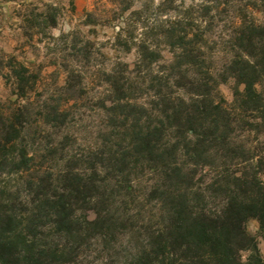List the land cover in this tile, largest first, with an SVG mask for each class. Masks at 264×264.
<instances>
[{"label":"trees","instance_id":"trees-1","mask_svg":"<svg viewBox=\"0 0 264 264\" xmlns=\"http://www.w3.org/2000/svg\"><path fill=\"white\" fill-rule=\"evenodd\" d=\"M211 10L203 7L197 19H207ZM196 20L187 26L184 19L163 26L162 37L172 50L162 69H151L143 76L133 70L107 73L112 92L98 106L110 113L104 146L80 156L73 154L64 163L71 147L69 138L65 136L53 147L52 135L45 129L55 122L61 126L67 122L71 110L60 111L63 105L71 103V109H80L78 102L85 88L82 72L65 67V87L59 95H49L42 102L40 97H33L35 93L42 96L38 92L41 75L15 57L5 63L0 57V73L12 80L17 96L16 101H7L10 116L6 119L0 115V176L23 168L15 182L0 181V264H75L76 249L81 243L86 244L90 236L103 239L110 234L118 223L113 207L119 194L109 191L106 181L108 176L115 179L114 171H123L117 167L120 155L131 159L133 166H139L142 160L149 164L170 161L173 167L165 174L167 179L176 177L203 189L195 203L186 201L179 213L174 209L167 213L172 238L169 251L173 254L170 264H198L207 250L215 252L217 247L228 251L234 261L238 259L235 249L244 244L239 219L247 207L245 201L257 194L259 175L253 174V183L245 193L241 187L244 182H233L227 173L230 163L247 155L243 142L236 144L232 138L239 139L250 130L258 138L264 132V90L254 88L264 74V48L257 62L260 72L253 68L237 75L232 89L234 100L229 103L219 85L228 82L234 70L227 64L216 68L217 62L211 56L216 47L204 51L211 40L209 26L201 29ZM150 50L148 46H138L137 64L152 62ZM255 52L253 47L250 54ZM235 55L232 64L242 63L248 69L240 53ZM241 82L247 83L244 95L238 90ZM263 85L260 83V87ZM20 99H28L29 103L17 106ZM257 120L261 122L255 123ZM25 125L29 126L26 134L39 158L24 159L26 148L21 147V163L14 164L3 157L17 151L13 140L20 139L21 145L29 142L21 137ZM40 140L44 142L38 143ZM260 163L264 170V159ZM97 165L109 169L105 177L98 176ZM209 166L212 171L201 174ZM151 195L155 196V192ZM89 211L94 214L92 218ZM104 254L115 257L111 264H119V253L110 249ZM144 261L151 264L147 254ZM124 264H128L127 260Z\"/></svg>","mask_w":264,"mask_h":264},{"label":"clouds","instance_id":"clouds-1","mask_svg":"<svg viewBox=\"0 0 264 264\" xmlns=\"http://www.w3.org/2000/svg\"><path fill=\"white\" fill-rule=\"evenodd\" d=\"M72 3L73 0H0V55H18L13 51L14 47H21L27 42L29 47L25 49L26 59L36 65L42 63L47 65L49 60H59L60 54L54 51L55 49L63 44L71 45L74 35L80 33L85 38L95 41L97 48L100 47V43H107V47L101 51L108 56V60L104 64H96L93 71L101 69L111 74L115 65L120 62L127 63L131 70L133 62H138L140 59L138 48L133 46L130 54H124L122 49L114 48L118 34L129 44L134 43L138 46L145 40V34L154 25L156 18L161 22L183 20L182 12L190 8L199 12L206 6L212 9L209 15L216 18L214 35L209 41L216 43L215 52L211 54L212 59L217 62V69L221 64H227L234 70L228 75L227 86L220 85V90L226 94L228 102L232 103L234 100L233 93L228 89L236 84L237 75L253 68L260 72V65L257 62L261 58L260 49L264 48V0H173L174 8L180 11L170 10L165 14H160L158 9L166 3V0H75L77 5L75 14L70 10ZM221 9H226V12H221ZM55 10H58V13ZM88 14H91L94 23L85 25L82 22L87 19ZM53 15L56 20L54 27L50 19ZM196 23L203 29L209 21L197 19ZM93 28L99 34L98 37L87 36L89 30ZM25 31L32 32V40L29 41L28 37L23 35ZM129 33H134V39H129ZM152 47L154 48V45ZM253 47L256 52L250 54ZM204 51L207 52V48ZM236 52L240 53L242 61L247 62L248 69H245L242 63L232 64L236 59ZM73 67L77 71L80 70V66L75 63ZM50 71L53 69L46 67L45 75ZM212 74L215 76L216 72L213 71ZM67 75L68 73H63L55 85H51V81L46 82L51 87L45 92L42 102L46 101L49 95L60 94L55 89L65 87ZM260 83H264V74L261 75V81L254 84L258 92L261 91ZM246 88L247 83L241 82L239 93L244 95ZM111 92L112 89L108 84L101 83L91 95L94 100H99ZM5 95L0 81V105H2L0 115L7 119L10 110ZM8 100L16 101L17 96L8 97ZM27 103H29L28 99H20L17 106ZM107 107H112L110 101L107 102ZM65 109L71 110L67 122L63 126L55 122L54 126L50 124L45 129L52 135L53 147L58 146L65 136L69 138L71 147L62 163L70 159L73 154L80 156L101 149L104 146L103 136L107 135L109 127L107 119L110 115L104 109L96 108L80 119L81 114L88 109H71V103L63 105L60 111ZM51 115L58 116V113ZM72 116L77 119L73 120ZM260 122L255 121V123ZM28 127L25 125V130L21 132V137L26 141H29V134H26ZM32 127L36 126L32 125ZM256 136L257 133L250 130L239 139L235 136L232 138L236 144L243 142L247 155L230 163L227 175L233 182L237 179L244 182L241 187L244 188L245 193L253 183V174L259 175V183L256 184L257 194L245 201L247 207L242 210L239 219L244 244L235 249L238 259L234 261L228 251L223 247H217L215 252L211 249L207 250L198 264H221V261L223 264H264V201L261 200V197H264V170L260 163L264 159V132H261L258 138H255ZM43 142V140L38 141V143ZM11 143L16 145L17 151L10 155L6 154L3 158L7 161L20 164L21 147L26 148L24 159L39 158V153L30 141L26 145H21L20 139H15ZM118 159L117 167L123 168V171H114L115 179L108 176L106 181L109 191L119 194V199L113 207L114 218L118 223L105 238L97 239L96 236H90L86 244L81 243L76 249L75 264H111L115 257L104 254L110 249L119 253V264H124L125 260L128 264H145L144 254H147L151 264H170L173 254L169 251L172 238L167 213L172 209L179 213L185 207L186 201L195 203L203 189L201 186L191 187L186 182H180L176 177L167 179L165 174L170 173L173 167L170 161L149 164L142 160L139 166H133L131 159H125L122 155L118 156ZM164 164H168V167H164ZM141 169L143 175L140 174ZM107 171L109 169L97 165L99 177H105ZM211 171L212 168L209 166L203 168L201 174ZM217 171H219L218 167ZM21 174L23 168L10 175L0 176V181L15 182L20 179ZM20 182L23 183L22 180ZM0 187H3L2 183ZM204 187L206 188L207 185ZM153 191L155 196L151 195ZM95 201L96 197L93 198V203ZM125 204L128 205L127 208L124 207ZM211 206L209 202L208 207ZM121 216L123 218L118 219ZM120 224H123V227H120Z\"/></svg>","mask_w":264,"mask_h":264},{"label":"rangeland","instance_id":"rangeland-1","mask_svg":"<svg viewBox=\"0 0 264 264\" xmlns=\"http://www.w3.org/2000/svg\"><path fill=\"white\" fill-rule=\"evenodd\" d=\"M70 10L73 14L76 13L77 11V5L75 3V0H73V3L70 6ZM177 11L179 12V9L174 8L173 6V0H166V3L163 4L160 9H158L160 14H165L167 11ZM58 13V10H55ZM84 11H87L84 9ZM221 12H226V9H221ZM184 17V22L187 25L193 24V21L197 19L198 12H196L194 9H188L184 12L181 13ZM51 21L55 19V15L50 16ZM209 23H208V31L209 35L212 38V35H214V28L216 26V18L208 16L207 17ZM170 21H159L158 18H156V22L154 25L149 28L148 32L145 34V40L142 41L138 46L139 48L144 46L150 47L151 53V58L152 62L151 63H145L144 61L137 64L138 62H133V66L131 70L137 72L140 76L145 75V73L149 72V70H156V69H162V67L169 61V57H171V46L166 44L165 38L162 37L163 33V26ZM83 24H88V23H94L93 18L91 14H88L87 19L82 22ZM55 25H56V20H55ZM212 33V34H211ZM23 35L28 37V40L33 39V34L31 31H25L23 32ZM98 33L96 32L95 28L89 30L87 33V36H93V37H98ZM129 39H134V33H129ZM38 43L40 41H37ZM150 42V43H149ZM79 45H82L80 47ZM154 45V48L152 47ZM208 50L207 51H212L216 45L212 43H208ZM135 46L138 48L137 45L129 44L128 41L120 38L119 34L117 35L116 43L113 45L114 48H120L123 50L124 54H130L131 53V48ZM29 47L28 43L25 42V44L21 47H14L13 51L15 53H18V55H0V57H3L4 63L8 61L9 57H15L16 60L24 63L26 66H28L33 72L39 73L41 75V82L39 83L38 86V92L42 93V96L39 94H33V97L38 99L39 97L42 99L44 96L45 92L48 91L49 87L51 85H55L58 83L60 76L65 72V69H76L73 67V63L76 65L80 66V70L84 76V82H85V88H84V95L83 98L78 102V106H80V109H88V111L83 112L81 116L79 117L80 119H83L84 116L89 115L90 112L95 111L96 108H98L101 99L99 100H94L92 95L95 93L96 89L100 87L101 83H106L108 84V76L107 73L102 71L101 69H93L95 68L96 64H104L108 60V56L101 51V49H104L107 47V43L102 42L100 43V47H96V43L93 40H89L85 38L82 34L77 33L73 37V42L71 45L68 44H63L62 46H59L57 49L54 51H57L59 55V60L52 59L49 60L47 65L45 64H40L36 65L34 62L28 61L26 59V51L25 49ZM31 47H35L34 45H31ZM69 48L71 50H69ZM153 51H156L153 52ZM158 51V54H157ZM23 58V59H22ZM155 66V67H154ZM51 68L53 71H50L45 75V68ZM66 67V68H65ZM129 70V65L127 63H117L115 67L113 68L112 72H118L122 71H131ZM0 81H2V86H3V92L6 93L5 95V100H8V97L14 96V90H13V85H12V80L9 78V76L5 73H0ZM47 81H51V85L47 84ZM227 83H221L227 86ZM220 84V85H221ZM220 85H219V91L221 95L227 100L226 94L220 90ZM234 86L229 87V91L232 92V89ZM262 90H264V85L260 87ZM56 92H60L61 89L57 88L55 89ZM107 97L104 96L103 98ZM102 98V99H103ZM91 106V107H89ZM77 119V117H76ZM88 216L92 218L94 216L92 211L88 212Z\"/></svg>","mask_w":264,"mask_h":264}]
</instances>
